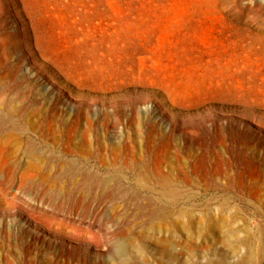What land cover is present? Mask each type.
Returning <instances> with one entry per match:
<instances>
[{
    "label": "rangeland",
    "instance_id": "374dc122",
    "mask_svg": "<svg viewBox=\"0 0 264 264\" xmlns=\"http://www.w3.org/2000/svg\"><path fill=\"white\" fill-rule=\"evenodd\" d=\"M0 3V264H264V0Z\"/></svg>",
    "mask_w": 264,
    "mask_h": 264
},
{
    "label": "bare ground",
    "instance_id": "6f19581e",
    "mask_svg": "<svg viewBox=\"0 0 264 264\" xmlns=\"http://www.w3.org/2000/svg\"><path fill=\"white\" fill-rule=\"evenodd\" d=\"M13 2H14V1H13ZM13 2H12V3H13ZM0 4H1V3H0ZM11 5H12V4H11ZM17 5H18V4H17ZM19 6H20V5H19ZM16 12H18V11H16ZM16 12H15V13H16ZM19 14H20V13H19ZM21 20H22V19H21ZM22 21H23V20H22ZM23 22H24V21H23ZM26 23H27V22H26ZM23 30H24V29H23ZM24 32H26V31H24ZM27 33H28V32H27ZM24 34H25V33H24ZM26 36H27V35H26ZM125 36H126V35H125ZM123 37H124V36H123ZM124 38H125V37H124ZM126 38H127V37H126ZM131 38H132V37H131ZM107 39H108V38H107ZM112 39H113V38H112ZM119 39H120V38H119ZM121 39H122V38H121ZM135 39H136V38H135ZM127 40H128V39H127ZM130 40H131V39H130ZM108 41H109V40H108ZM121 41H122V40H121ZM121 41H120V42H121ZM133 41H134V40H133ZM125 42H126V40H125ZM115 43H116V42H115ZM128 43H130V42H128ZM29 44H30V43H29ZM103 44H105L104 41H103ZM107 44H108V43H107ZM109 44H110V43H109ZM117 44H118V43H117ZM30 45H31V44H30ZM28 46H29V45H28ZM112 46H113V45H112ZM119 46H120V45H119ZM124 46H125V45H124ZM26 47H27V46H26ZM109 47H110V46H109ZM131 47H132V46H131ZM121 48H122V47H121ZM119 49H120V47H119ZM31 50H32V49H31ZM128 50H129V49H128ZM134 50H135V49H134ZM129 51L131 52V49H130ZM29 52H30V51H29ZM34 56H35V55H34ZM111 56H112V55H111ZM32 59H33V56H32ZM31 61H32V60H31ZM33 62H34V61H33ZM121 64H122V63H121ZM45 74H46V73H45ZM47 75H48V74H47ZM50 81H51V80H50ZM52 81H54V80H52ZM60 87H61V85H60ZM29 88H30V85H29ZM30 89H31V88H30ZM85 90H86V89H85ZM111 93H112V92H111ZM96 94H97V93H96ZM105 94H106V93H105ZM118 94H119V92H118ZM106 95H107V94H106ZM112 95H113V94H112ZM71 97H72V96H71ZM105 97H106V96H105ZM3 98H4V97H3ZM110 98H111V97H110ZM112 98H113V97H112ZM137 98H138V97H137ZM74 99H75V98H74ZM87 99H88V98H87ZM133 99H135V98H133ZM142 99H143V98H142ZM91 100H92V99H91ZM93 100H94V99H93ZM93 100H92V101H93ZM106 100H107V99H106ZM109 100H110V99H109ZM6 101H7V100H6ZM6 101H4V102H6ZM88 101H89V100H88ZM35 102H36V101H35ZM38 102H39V101H38ZM38 102H37V103H38ZM100 102H101V101H100ZM0 103H1V102H0ZM7 103H8V102H7ZM88 103H90V102H88ZM102 103H103V102H102ZM5 104H6V103H5ZM34 104H35V103H34ZM91 104H93V103L91 102ZM2 105H3V104H2ZM6 105H7V104H6ZM9 105H10V104H9ZM9 105H8V106H9ZM37 106H38V105H37ZM40 106H41V105H40ZM35 107H36V106H35ZM92 107H93V106H92ZM32 108H33V107H32ZM38 108H39V107H38ZM48 108H49V107H48ZM35 109H36V108H35ZM50 109H51V108H50ZM1 110H2V109H1ZM1 110H0V111H1ZM31 110H32V109H31ZM45 110H46V108H45ZM11 111H12V109H11ZM37 111H38V110H37ZM41 111H42V110H41ZM2 112H3V111H2ZM4 112H5V111H4ZM18 112H22V111H18ZM30 112H31V111H30ZM39 112H40V111H39ZM136 112H137V111H136ZM6 113H7V112H6ZM22 113H23V112H22ZM35 113H36V112H35ZM37 113H38V112H37ZM45 113H46V111H45ZM0 114H1V113H0ZM7 114H8V113H7ZM30 114H31V113H30ZM47 114H48V113H47ZM135 114H136V113H135ZM2 115H3V114H2ZM19 115H20V113H19ZM39 115H40V114H39ZM50 115H51V114H50ZM50 115H49V116H50ZM32 116H35V115H32ZM49 116H48V117H49ZM4 117H5V116H3V118H4ZM20 117H21V116H20ZM28 117H29V116H28ZM43 117H45V116H43ZM1 118H2V117H1ZM3 118H2V119H3ZM41 118H42V117H41ZM2 119L0 120V122L2 121ZM37 119H38V118H37ZM20 120H21V118H20ZM40 120H41V119H40ZM43 121H44V120H43ZM74 121H75V120H74ZM137 121H138V120H137ZM18 122H19V121H18ZM18 122H17V123H18ZM37 122H38V121H37ZM37 122H36V123H37ZM38 123H39V122H38ZM38 123H37V124H38ZM47 123H48V121H47ZM1 124H2V123H1ZM39 124H41V123H39ZM19 125H21V124L19 123ZM32 125H33V124H32ZM42 125H45L44 122H43ZM40 126H41V125H40ZM13 127H15V126H13ZM38 127H39V126H38ZM42 127H43V126H41L40 128H42ZM34 128H36V127H34ZM15 129H16V128H15ZM15 129H14V131H15ZM39 130H41V129H39ZM92 131H93V130H92ZM20 132H22V131H20ZM72 132H73V131H72ZM8 133L10 134V131H9ZM8 133H7V134H8ZM15 133H16V132H15ZM13 134H14V133H13ZM21 134H22V133H21ZM85 134H87V132H86ZM11 135H12V134H11ZM11 135H10V137H11ZM14 135H15V134H14ZM16 135H17V134H16ZM16 135H15V136H16ZM1 136H2V135H1ZM1 136H0V137H1ZM3 136H4V135H3ZM67 136H68V135H67ZM7 137H8V138H7ZM7 137H6V138L9 139V135H8ZM71 137H72V136H71ZM1 138H3V137H1ZM6 138L3 139V140H6V142H8ZM16 138H17V137H16ZM62 138H63V137H62ZM94 138H95V136H94ZM14 139H15V138H14ZM14 139H13V141H14ZM11 140H12V138L9 139V142H11ZM60 140H61V139H60ZM67 140H68V139H67ZM67 140H66V141H67ZM1 141H2V139H0V142H1ZM57 142H58V141H57ZM11 143H13V142H11ZM3 144H4V143H3ZM0 146H1V145H0ZM2 146H3V145H2ZM5 146H6V144H5ZM5 146H4V148H5ZM120 147H121V146H120ZM127 147H128V146H127ZM7 148H8V147H7ZM1 149H3V147H1ZM8 149H9V148H8ZM122 149H123V148H122ZM67 150H68V149H67ZM109 150H110V148H109ZM127 150H129V149H127ZM5 151H6V148H5ZM96 151H97V150H96ZM121 151H122V150H121ZM125 151H126V150H125ZM7 152L9 153V151H7ZM110 152H111V151H110ZM117 152H118V151H117ZM119 152H120V151H119ZM65 153H66V152H65ZM94 153H95V152H94ZM96 153H97V152H96ZM112 153H113V151H112ZM120 153L122 154V152H120ZM110 154H111V153H110ZM121 154H120V155H121ZM126 154H127V153H126ZM131 154H132V153H131ZM33 155H34V154H33ZM73 155H74V154H73ZM99 155H100V154H99ZM108 155H109V154H108ZM112 155H113V154H112ZM116 155H117V154H116ZM120 155H118V156H120ZM123 155H124V154H123ZM35 156H36V155H35ZM45 156H46V155H45ZM51 156H52V155H51ZM92 156H93V154H92ZM110 156H111V155H110ZM118 156H115V157L118 158ZM128 156H129V155H128ZM132 156L134 157V155H132ZM31 157L33 158V156H31ZM36 157H37V156H36ZM39 157H40V156H39ZM93 157H94V156H93ZM106 157H107V155H106ZM123 157H124V156H123ZM125 157L127 158V156H125ZM133 157H131V158H133ZM4 158H5V157L2 158V161H3ZM43 158H44V157H43ZM45 158H46V157H45ZM47 158H48V157H47ZM47 158H46V159H47ZM88 158H89V157H88ZM108 158H109V157H108ZM128 158H129V157H128ZM131 158H130L129 161H131ZM5 159H7V158H5ZM10 159H11V158H10ZM36 159H37V158H36ZM49 159H51V157H50ZM52 159H54V158H52ZM101 159H103V158H101ZM113 159H114V155H113ZM7 160H8V159H7ZM34 160H35V158H34ZM54 160H55V159H54ZM57 160H58V159H57ZM61 160H62V159H61ZM77 160H78V159H77ZM108 160H109V159H108ZM108 160H107V161H108ZM5 161H6V160H5ZM5 161H4V162H5ZM47 161H48V160H47ZM51 161H52V160H51ZM69 161H70V160H69ZM72 161L74 162L75 160H72ZM109 161H110V160H109ZM112 161H113V160H112ZM127 161H128V160H127ZM0 162H1V161H0ZM45 162H46V161H45ZM57 162H59V161H57ZM57 162H56V163H57ZM124 162H125V161H124ZM63 163H64V161L62 162V164H63ZM70 163H71V162H70ZM101 163H102V161H101ZM105 163H107V162H105ZM109 163H110V162H109ZM109 163H108V164H109ZM113 163H114V162H113ZM115 163H116V161H115ZM125 163H126V162H125ZM1 164L4 165V163H2V162H1ZM58 164H59V163H58ZM68 164H69V163H68ZM71 164H72V163H71ZM71 164H70V168H71ZM76 164H78V163L76 162ZM76 164H75V165H76ZM110 164H111V163H110ZM110 164H109L108 166H110ZM126 164H127V163H126ZM126 164H125V165H126ZM44 165H46V164H44ZM49 165H50V163H49ZM64 165H65V163H64ZM101 165H102V164H101ZM114 165H115V164H114ZM143 165H144V164H143ZM72 166H74V164H73ZM102 166H103V165H102ZM115 166H116V165H115ZM0 167H1V166H0ZM60 167H62V166H60ZM76 167H77V166H76ZM111 167H112V166H111ZM65 168H68V167L65 166ZM65 168H64V169H65ZM74 168H75V167H74ZM37 169H38V168H37ZM68 169H69V168H68ZM68 169H67V171H68ZM76 169H77V168H76ZM115 169H116V168H115ZM115 169H114V170H115ZM59 170H60V169H59ZM59 170H58V171H59ZM70 170H71V169H69V171H70ZM79 170H81V169H79ZM112 170H113V169H112ZM60 171H61V170H60ZM62 171H63V170H62ZM64 171H66V170H64ZM72 171H73V167H72ZM83 171H84V170H83ZM141 171H142V170H141ZM141 171H139V172H141ZM74 172H75V171H74ZM77 172H78V171H77ZM70 173L72 174V172H70ZM82 173H83V172H82ZM132 173H133V172H132ZM159 173H161V172H159ZM159 173H158V175H159ZM61 174H62V173H61ZM64 174H65V173L63 172L62 175L64 176ZM66 174H67V172H66ZM66 174H65V175H66ZM68 174H69V173H68ZM71 174H70V175H71ZM139 174L141 175V173H138L137 175H139ZM162 174H163V173H162ZM179 174H180V173H179ZM35 175H36V174H35ZM75 175H77V174L75 173ZM82 175H83V174H82ZM146 175H147V174H146ZM63 176H62V177H63ZM72 176H74V174H73ZM77 176H78V175H77ZM77 176H76V177H77ZM86 176H88V175H86ZM118 176H119V175H118ZM142 176H145V175L142 174ZM169 176H170V175H169ZM182 176H183V175H182ZM76 177H75V178H76ZM161 177H162V176H161ZM163 177H165V176H163ZM167 177H168V176H167ZM167 177H166V178H167ZM183 177H184V176H183ZM71 178H72V177H71ZM143 178H144V177H143ZM146 178H147V176H146ZM155 178H156V177H155ZM174 178H175V177H174ZM174 178H172V179H174ZM181 178H182V177H181ZM157 179H159V178H157ZM160 179H161V178H160ZM168 179H169V177H168ZM66 180H69V176H68V179H66ZM70 180H71V179H70ZM146 180H147V179H146ZM155 180H156V179H155ZM162 180H164V179H162ZM174 180H175V179H174ZM190 180H191V179H190ZM72 181H73V179H72ZM149 181H151V179H149ZM164 181H165V180H164ZM169 181H171V179H169ZM169 181H167V183H168ZM179 181H180V180H179ZM146 182H147V181H146ZM155 182H156V181H155ZM159 182H160V181H159ZM161 182H162V181H161ZM171 182H172V181H171ZM171 182H169V183H171ZM180 182H181V181H180ZM189 182H191V181H189ZM172 183H175V181L172 182ZM172 183H171V184H172ZM176 183H177V182H176ZM176 183H175L174 186L177 185ZM181 183H182V182H181ZM183 183H184V182H183ZM70 184H71V182H70ZM145 184H146V183H145ZM156 184L159 186L158 183H156ZM161 184H162V183H161ZM163 184H165V186H166V183H165V182H164ZM163 184H162V185H163ZM171 184H170V185H171ZM191 184H192V183H191ZM214 184H215V183H214ZM214 184H212L211 186L213 187ZM72 185H73V184H72ZM162 185H161V186H162ZM217 185H218V184H217ZM83 186H84V185H83ZM144 186H146V185H144ZM155 186H156V185H155ZM174 186H172V187H174ZM206 186H207V185H206ZM216 187H217V186H216ZM145 188H146V187H145ZM156 188H157V187H156ZM156 188H155V189H156ZM161 188L163 189V187H161ZM164 188H165V187H164ZM167 188L169 189V185L167 186ZM213 188H214V187H213ZM218 188H219V187H218ZM257 188H258V186H257ZM146 189H147V188H146ZM151 189H152V188H151ZM151 189H149V190H151ZM170 189H171V188H170ZM172 189H175V187L172 188ZM165 190H166V189H165ZM159 191H160V190H159ZM159 191H158V192H159ZM166 191H167V190H166ZM171 191H174V190H171ZM171 191H169V192H171ZM152 192H153V191H152ZM160 192H162V191H160ZM160 192H159V193H160ZM164 192H165V191H164ZM164 192H162V193L165 194ZM154 193H155V191H154ZM167 193H168V192H167ZM172 193H174V192H172ZM177 194H178V193H177ZM160 195H161V193H160ZM161 196H163V195H161ZM168 196H170L169 193H168ZM168 196H165V195H164V197H168ZM175 196H176V195H175ZM175 196H172V197H175ZM164 197H163V198H164ZM261 197H262V196H261ZM163 198H162V199H163ZM157 199H158V198H157ZM164 199H165V198H164ZM262 199H263V198H262ZM155 200H156V199H155ZM166 201H167V200L165 199V202H166ZM263 201H264V200H263ZM154 202H155V201H154ZM154 202H153L152 204H154ZM157 202H158V201H157ZM159 202H160V201H159ZM167 202H168V201H167ZM259 202H260V201H259ZM162 203H163V202H162ZM162 203H161V204H162ZM170 203H171V201H170ZM159 204H160V203H159ZM159 204H158V205H159ZM257 204H258V203H257ZM164 206H165V205H164ZM261 206H262V204H261ZM158 207H159V206H158ZM171 207H172V206H171ZM159 208H161V207H159ZM205 208H206V207H205ZM221 208H222V207H221ZM263 208H264V207H263ZM263 208H262V209H263ZM152 209H153V208H152ZM155 209H156V208H155ZM155 209H154V210H155ZM172 209H173V208H172ZM195 209H197V208H195ZM162 210H163V209L161 208L160 214H161ZM164 210H165V209H164ZM183 210H184V209H183ZM189 210H190V209H189ZM197 210H199V209H197ZM205 210H206V209H205ZM155 211H156V210H155ZM165 211H166V210H165ZM168 211H169V210H167V212H168ZM172 211H173V210H172ZM190 211H191V210H190ZM201 211H202V210H201ZM257 211H258V210H257ZM150 212H153V211L150 210ZM170 212H171V209H170ZM183 212H184V211H183ZM185 212H186V211H185ZM185 212H184V213H185ZM188 212H189V211H188ZM191 212H192V211H191ZM191 212H189V213H191ZM202 212H204V209H203ZM163 213H164V212H163ZM171 213H172V212H171ZM175 213H176V211H175ZM175 213H174V214H175ZM180 213L182 214V212H180ZM236 213H238V212H236ZM148 214H149V213H148ZM150 214H151V213H150ZM157 214H158V213H157ZM157 214H156V216H159V215H157ZM165 214H166V213H164L163 215H165ZM178 214H179V213H178ZM191 214H192V213H191ZM202 214H203V213H202ZM204 214H205V212H204ZM151 215H152V214H151ZM175 215H177V214H175ZM179 215H180V214H179ZM165 216H166V215H165ZM165 216H164V217H165ZM184 216H186V219H187V215H184ZM200 216H201V215H200ZM142 217H143V216H142ZM146 217H147V216H146ZM152 217H154V216L152 215ZM161 217H162V215H161ZM171 217H172V216H171ZM175 217H176V216H175ZM180 217H181V216H180ZM180 217H179V218H180ZM188 217H189V216H188ZM191 217H192V216H191ZM181 218H183V217H181ZM194 218H195V217H194ZM194 218H193V219H194ZM203 218H204V217H203ZM205 218H206V217H205ZM210 218H212V217H210ZM149 219H150V218H149ZM156 219H158V218H156ZM172 219H174V218H172ZM189 219H190V217H189ZM206 219H207V218H206ZM160 220H162V219H160ZM167 220H168V219H167ZM174 220H175V219H174ZM180 220H181V219H180ZM213 220H214V219H213ZM228 220H229V219H228ZM233 220H234V219H233ZM152 221H153V220H152ZM165 221H166V219H165ZM168 221H170V220H168ZM181 221H182V220H181ZM190 221H191V220H190ZM204 221H206V220H204ZM225 221H226V220H225ZM154 222H155V221H154ZM160 222H162V221H160ZM166 222H167V221H166ZM171 222H172V221H171ZM171 222H170V223H171ZM176 222H177V220H176ZM176 222H175V223H176ZM150 223H151V222H150ZM172 223H174V222H172ZM190 223L192 224V222H190ZM199 223H200V222H199ZM206 223H208V222H206ZM153 224H154V223H153ZM166 224H168V223H166ZM177 224H179V223H177ZM177 224H176V225H177ZM196 224H197V223H196ZM202 224H204V222H203ZM202 224H201V225H202ZM169 225H170V224H169ZM181 225H182V224H181ZM181 225H179V226H181ZM230 225H232V224H230ZM142 226H144V225H142ZM161 226H163V225H161ZM161 226H160V227H161ZM170 226H171V225H170ZM174 226H175V225H174ZM177 226H178V225H177ZM193 226H194V225H193ZM197 226H198V225H197ZM144 227H145V226H144ZM236 227H237V226H236ZM236 227H235V228H236ZM241 227H242V226H241ZM243 227H244V226H243ZM243 227H242V228H243ZM181 228H182V226H181ZM199 228H200V226H199ZM203 228H204V227H203ZM224 228H225V227H224ZM232 228L235 229L234 227H232ZM156 229H157V228L155 227V230H156ZM174 229H175V228H174ZM197 229H198V228H197ZM204 229H205V228H204ZM212 229L214 230L213 227H212ZM230 229H231V228H230ZM230 229H229V230H230ZM192 230H193V229H192ZM198 230H199V229H198ZM201 230H202V229H201ZM225 230H226V229H225ZM235 230H236V229H235ZM157 231H158V230H157ZM194 231H195V228H194ZM216 231H217V230H216ZM222 231H223V229H222ZM160 232H161V230H160ZM160 232H159V233H160ZM196 232H198V231H196ZM199 232H201V231L199 230ZM210 232H211V231H210ZM220 232H221V231H220ZM220 232H219V233H220ZM155 233H156V232H155ZM205 233H206V231H205ZM232 233H233V231H232ZM157 234H158V233H157ZM160 234H161V233H160ZM160 234H159V235H160ZM196 234H198V233H195V235H196ZM200 234H201V233H200ZM247 234H248V233H247ZM188 235H189V234H188ZM201 235H202V234H201ZM203 235H204V234H203ZM219 235H220V234H219ZM226 235H227V234H226ZM170 236H171V234H170ZM174 236H175V235H174ZM198 236H199V235H198ZM246 236H247V235H246ZM144 237H146V236H144ZM144 237H143V239H144ZM221 237H222V236H221ZM140 238H141V237H140ZM159 238H160V237H159ZM223 238H225V237H223ZM229 238H231V237H229ZM245 238H246V237H245ZM168 239H169V238H168ZM240 239H241V238H239V240H240ZM228 240H230V239H228ZM231 240H232V238H231ZM244 240H245V239H244ZM165 241H166V240H165ZM171 241H174V239H172ZM241 241H242V239H241ZM175 242H176V239H175ZM237 242H238V241H237ZM170 243L172 244V242H169V244H170ZM238 243H239V242H238ZM241 243H242V242H241ZM97 245H98V244H97ZM171 246H174V245H171ZM226 247H227V246H226ZM228 247H230V246H228ZM168 248H169V247H168ZM170 248H171V247H170ZM171 249H174V248H171ZM144 253H145V252H144ZM142 254H143V253H142ZM179 254H180V253H179ZM147 256H148V255H147ZM191 258H192V257H191ZM146 259H147V258H146ZM209 259H210V258H209ZM237 259H238V258H237ZM245 259H246V258H245ZM247 259H248V258H247ZM249 259H251V258H249ZM249 259H248V260H249ZM147 260H148V259H147ZM217 260H218V259H217ZM239 260H241V259H239ZM253 260H254V259H253ZM253 260H252V261H253ZM260 260H261V259H260ZM142 261H143V260H142ZM142 261H141V264H142ZM215 261H216V260H215ZM252 261H250V263H252ZM155 262H156V261H155ZM155 262H154V263H155ZM190 262H193V263H194V261H191V260H190ZM205 262H206V261H205ZM224 262H225V261H224ZM239 262H240V261H239ZM128 263H129V262H128ZM145 263H147V262L144 261L143 264H145ZM148 263H149V262H148ZM197 263H198V262H197ZM197 263H196V264H197ZM209 263H210V262H209ZM216 263H217V262H216ZM253 263H254V262H253ZM257 263H258V262H257ZM261 263H262V262H261ZM130 264H131V263H130ZM132 264H136V263L132 262ZM137 264H139V263H137ZM190 264H191V263H190ZM210 264H211V263H210ZM224 264H225V263H224ZM226 264H227V263H226ZM247 264H248V263H247Z\"/></svg>",
    "mask_w": 264,
    "mask_h": 264
}]
</instances>
